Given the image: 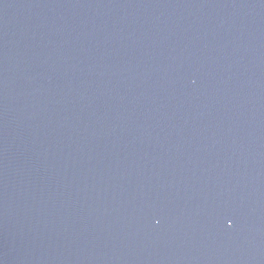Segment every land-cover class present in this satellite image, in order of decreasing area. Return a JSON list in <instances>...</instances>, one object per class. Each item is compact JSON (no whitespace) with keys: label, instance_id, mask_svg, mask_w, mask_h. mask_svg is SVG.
<instances>
[{"label":"water","instance_id":"1","mask_svg":"<svg viewBox=\"0 0 264 264\" xmlns=\"http://www.w3.org/2000/svg\"><path fill=\"white\" fill-rule=\"evenodd\" d=\"M0 264H264V0H0Z\"/></svg>","mask_w":264,"mask_h":264}]
</instances>
